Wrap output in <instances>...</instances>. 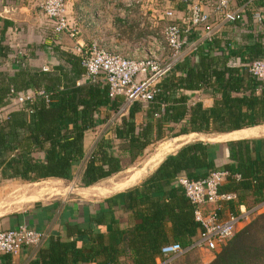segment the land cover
Segmentation results:
<instances>
[{
	"label": "trees",
	"instance_id": "trees-1",
	"mask_svg": "<svg viewBox=\"0 0 264 264\" xmlns=\"http://www.w3.org/2000/svg\"><path fill=\"white\" fill-rule=\"evenodd\" d=\"M254 15H246L249 26ZM243 23L231 26L240 28ZM261 29L254 43L228 48L229 54L220 40L215 41V54L207 47L209 43L198 45L156 85L157 92L148 102L128 104L124 95L112 99L109 86L101 81L93 84L88 80L77 86V80L63 67L61 75L26 68L13 79H0V111L13 105L12 90L35 93L23 111L0 115V180L73 181L78 165L84 163L78 182L89 188L141 161L151 146L166 139L263 126L264 81L248 67L264 59V23ZM71 57L72 70L79 77L85 72L82 59ZM41 91L49 103L45 96L37 95ZM186 92H203L213 100L212 107L205 108L201 101L191 105ZM108 120L115 124L114 137H101L87 154V133ZM223 145L230 163L222 167L217 164L220 144L191 142L166 157L142 183L105 200L108 212L85 216L82 223L80 216L58 221L62 235L50 237L49 246L33 264H157L163 259L162 248L169 244L188 249L203 227L196 221V209L179 183L181 178L200 181L212 172L227 171L240 176L239 180L228 179L220 188L221 193L237 196L228 204L232 214L239 215L241 207L252 211L264 205V138ZM35 208L49 221L59 217L61 209L58 204L42 207L39 202ZM27 215L29 212L24 217ZM91 223L100 232L89 228ZM210 264H264V212L254 213L251 222L216 252Z\"/></svg>",
	"mask_w": 264,
	"mask_h": 264
},
{
	"label": "built area",
	"instance_id": "built-area-1",
	"mask_svg": "<svg viewBox=\"0 0 264 264\" xmlns=\"http://www.w3.org/2000/svg\"><path fill=\"white\" fill-rule=\"evenodd\" d=\"M116 1H121L130 9L142 2V0ZM236 3V0H173V3L169 1L164 18L173 20L177 13L175 6L179 4L186 6L189 18L182 24L173 21L160 33L144 37L141 41L144 56L140 58L125 57L109 51L97 38L91 39L88 44L77 42L75 51L82 59L86 78L93 84L100 81L106 83L112 99L124 95L128 104L137 100L148 102L157 92L156 85L167 77L172 67L194 53L196 45L189 39L190 35L196 36L198 32L204 31L205 41L198 42L211 44L223 25L246 21L249 5L238 6ZM38 7L52 23L57 40L64 34H69L75 39L80 34L69 25L67 0H38ZM204 7L209 12H206ZM84 16L81 20L85 22L86 14ZM254 18L264 23V14L255 13ZM17 56L26 58L28 50L20 49ZM238 62L240 63V60ZM248 67L255 77L264 81V59L255 61ZM140 78L141 82L137 83V79ZM34 95L33 92L17 93L12 90L11 101L14 108L23 111L26 103L32 100ZM37 95L45 96V92H38ZM45 97L49 103L48 96ZM230 178L239 180L240 176L233 177L227 171L218 170L204 180L191 181L187 178L179 180L187 198L196 209L195 218L202 225L203 232L188 249L176 243L163 247V259L160 260V264H173L191 249L219 251L240 229L251 222L254 213L264 210V205L252 211L243 208L239 215L231 213L223 218L220 208L237 200L235 194L220 192V188ZM47 236L46 232L31 229L27 225L10 230L0 229V264L5 255L16 256L25 248H40Z\"/></svg>",
	"mask_w": 264,
	"mask_h": 264
},
{
	"label": "crops",
	"instance_id": "crops-1",
	"mask_svg": "<svg viewBox=\"0 0 264 264\" xmlns=\"http://www.w3.org/2000/svg\"><path fill=\"white\" fill-rule=\"evenodd\" d=\"M236 1L238 6L249 5L250 10L247 13L253 12V15L255 13L264 14V0ZM170 2L173 3V1ZM160 6H164L166 10L169 7V1L165 0V2L162 3L160 0H142L141 4L130 9L126 8V5L121 1L116 0H67V17L69 19V25L73 30L79 31L80 34L76 39L72 38L69 34H64L60 37V40H57L53 33L52 23L38 7V0H0V79H13L17 74L23 73V70L26 68L39 69L45 73L50 72L61 75L60 69L63 67L69 76L77 80V86L86 84L88 83L86 72L77 77L72 70L74 60L71 56L79 57V54L75 51L77 42L80 44H88L91 39L97 38L109 51L120 53L125 57H143L144 52L141 41L144 37L157 33V28L159 26L157 17H160L158 7ZM175 8L177 9V13L173 20H168L163 16L168 23L167 25L171 24L173 21L180 24L187 21L186 16L188 12L186 6L184 4H179ZM204 10L209 12L205 7ZM85 14L86 18L84 22L81 19ZM261 24L263 23H260L254 17L250 26L246 24V21L240 28L232 27L231 25L233 24H225L216 35L214 42L211 44L209 43L210 45L207 47L212 49L214 54L218 53L215 41L220 40L221 47L226 46L227 50L226 48L223 50L226 54H229L228 48H243L248 46L255 42L257 33L263 29V27L261 29ZM193 37L194 38L190 40L191 42H195L196 47L200 44L206 45L204 44L205 42H198V40L205 41L204 31L198 32L196 36ZM226 42L230 43L226 45ZM20 49L28 50V56L26 58L17 56ZM235 61L236 64L240 65L238 62L239 59ZM189 93H197L201 96L193 98L190 97ZM186 94L190 97L189 103L191 105L198 101H201L205 108H211L213 105V100L204 96L203 92H186ZM11 107L2 109L0 115L6 116L9 112L13 111ZM261 128H264V125L228 134H190L182 137L197 136L199 137L197 141L221 144L216 142L227 140L225 141V143H227L239 140L264 138V136L259 137L255 133V130ZM90 133L93 132L87 133L85 138V151L87 154L90 153L93 148L87 151L86 141ZM216 138H218V140H215ZM185 144L188 143L182 144L180 148ZM218 152L217 164L219 167L230 163L227 159L224 145H220ZM153 173L154 172L150 175ZM146 174L145 172L135 177L133 176L125 183L113 185L112 189L101 190V192H99L100 194L108 195L103 201L97 203L95 208L97 209L99 206L100 212H108L104 201L139 185L150 176L144 177ZM92 188H94V186ZM243 208L246 209L245 207H241L240 212ZM25 214L26 213H23V218L20 220H8L5 224L8 229L3 230H10L21 225H27L31 229L46 232L48 235L47 239L40 248H25L19 255L4 256L2 264H33V262L37 260L39 252L49 246L50 237L59 236L63 233V226L60 227L59 224L56 223V219L49 221V219L43 217L40 210L32 213L29 212V215L24 217ZM220 214L223 218H226L231 214L230 206L226 204L224 207H221ZM81 219L82 218H80L79 221L80 223L83 222V219ZM88 226L94 232H100L97 224L91 223ZM63 239L62 237V240ZM128 264L131 263L129 262ZM157 264H160L159 259L157 260Z\"/></svg>",
	"mask_w": 264,
	"mask_h": 264
},
{
	"label": "rangeland",
	"instance_id": "rangeland-1",
	"mask_svg": "<svg viewBox=\"0 0 264 264\" xmlns=\"http://www.w3.org/2000/svg\"><path fill=\"white\" fill-rule=\"evenodd\" d=\"M160 1H162V3L165 2V0ZM158 8L160 17H157V22L159 23L157 33H160V30H163L164 26L166 27L168 23L163 18L165 13L164 6H160ZM186 18H189L188 14ZM141 80L142 78L137 79L136 82L139 83ZM189 95L193 98L201 96L197 93H189ZM11 109L14 110L16 108L13 106ZM117 117L118 115L114 116L112 120ZM112 120H108L107 123L99 126L97 129L92 131L93 133H90L87 136V151H90L96 141L101 137H114L113 127L115 124L112 123ZM255 133L259 137L264 136V128L255 130ZM197 140H199V137L189 136L179 139H166L156 143L147 150L141 161H138L133 165H129L124 171L115 175L110 180L94 186V188H83L78 182V176L84 167V163L78 165L75 174L76 176L73 181L48 180L39 183H26L21 181L0 180V229H8L5 224L10 219H12V221H17L18 219L15 218L16 215L23 216V213H32L37 211L35 204L38 202L41 203L42 207L55 204L60 205L61 209L58 213L59 217L56 218L57 224L58 221L61 222L64 221V219L67 220V217L70 216H80L81 218L85 216L99 217L101 212L98 208L96 209L95 206L97 203L103 201V199L108 195L100 194L99 192H101V190L112 189L113 185L125 183L133 176L135 177L141 173L146 172L147 174L144 177H147L159 167L166 157L175 153L182 144ZM215 140H218V138ZM225 141L227 140L217 141L216 143H221L223 145ZM263 212L264 210L261 213ZM215 255L216 252L199 249L186 254L174 264H210L215 259Z\"/></svg>",
	"mask_w": 264,
	"mask_h": 264
}]
</instances>
